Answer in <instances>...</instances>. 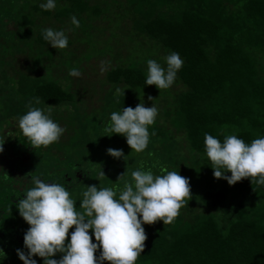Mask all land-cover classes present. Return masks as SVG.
Listing matches in <instances>:
<instances>
[{
    "label": "trees",
    "instance_id": "1",
    "mask_svg": "<svg viewBox=\"0 0 264 264\" xmlns=\"http://www.w3.org/2000/svg\"><path fill=\"white\" fill-rule=\"evenodd\" d=\"M111 1L56 0L54 10L44 11L40 4L46 0H0V143L4 142L0 153V264H23L17 249L27 252L24 235L30 225L16 205L33 187V175L46 183L64 185L79 210L87 186L123 189L141 161L155 174H160L161 167L180 172L190 181L192 199L172 224L143 225L148 238L136 264H264V186L253 185L250 179L235 185L216 179L204 145L205 133L221 143L228 135L247 144L264 138V0ZM73 15L80 21L79 28L71 23ZM105 20L103 27L96 25ZM12 22L16 29L7 26ZM86 24L91 29L100 27V35L108 29L113 35L126 31L128 37L148 46L146 52L164 67V58L171 52L179 53L184 61L174 84L157 101L161 119L157 116L149 126L148 148L143 153L132 152L126 137L113 134L119 148L125 147V158L113 157L111 164L105 150H99L98 160L91 149L81 151L88 139L75 141L73 146H79L75 151L61 141L56 142L58 148L33 149L18 127L29 102L46 113L51 107L50 118L59 125L61 118L80 114L73 104L78 92L71 86L69 71L85 69L91 57L85 59L83 52L92 56L82 47ZM46 28L63 30L68 37V47L59 55L43 38ZM19 40L23 42L18 44ZM112 40L109 37L104 43L110 47ZM91 44L96 45L95 40L86 42L89 51ZM72 45L77 46L75 54ZM109 53L110 64L102 81L109 86L105 96L118 98L117 106H122L135 90L143 89L147 74L143 66L123 60L120 48ZM146 60L140 59L141 63ZM55 68L61 71L58 76L52 74ZM110 134L101 137L107 139ZM53 160L60 166H52ZM102 171L105 175L100 177ZM126 171L128 175L118 181ZM73 231L75 226L66 244ZM89 235L98 243L94 230ZM101 251L95 255L99 257ZM62 255L52 258L59 260ZM33 259L44 264L39 256Z\"/></svg>",
    "mask_w": 264,
    "mask_h": 264
},
{
    "label": "clouds",
    "instance_id": "2",
    "mask_svg": "<svg viewBox=\"0 0 264 264\" xmlns=\"http://www.w3.org/2000/svg\"><path fill=\"white\" fill-rule=\"evenodd\" d=\"M40 7L44 11H52L56 8V0H46ZM71 23L80 27L75 15L71 17ZM43 38L58 50L68 47V37L63 30L46 28ZM164 59L166 67L153 59L147 61L145 83L155 85L159 90L174 84L184 64L177 52H171ZM106 64L101 62V74L107 71ZM69 75L80 77L82 73L73 68ZM120 92L117 88V95ZM148 99L153 98L149 96ZM35 102L39 104V98ZM28 107L26 114L19 117L18 127L30 146L33 149L47 148L58 142L66 129L50 118L51 107L47 113L33 107L31 102ZM157 115L158 109L154 104L145 107L141 102L135 108L124 107L120 112H111L105 132L126 137L132 152L143 153L150 141L149 126L155 123ZM204 145L216 179H225L229 185L250 179L253 185L264 186V138H256L247 144L236 135H228L221 143L213 135L205 133ZM3 151L4 142L0 143V153ZM107 153L116 159L125 158L122 150L109 148ZM159 171L160 174H155L141 161L136 170L131 171V181H124L123 189L87 186L82 193L79 210L64 185L46 183L33 175V187L16 205L20 216L30 225L24 235L27 252L17 249L19 259L23 264H37L33 259L36 256L43 258L44 264H104V261L109 264H136L148 238L143 225L158 221H163L164 225L172 224L180 215L181 208L188 206L192 199L188 178L180 172L169 171L167 167H161ZM229 172L231 175H226ZM99 175L103 177L104 171ZM126 175L127 171L120 175L118 181ZM4 178L7 180L8 176ZM73 226L75 231L66 244ZM89 230H94L98 243L92 242ZM101 248L97 257L95 253ZM57 253L63 254L59 260L52 258Z\"/></svg>",
    "mask_w": 264,
    "mask_h": 264
},
{
    "label": "rangeland",
    "instance_id": "3",
    "mask_svg": "<svg viewBox=\"0 0 264 264\" xmlns=\"http://www.w3.org/2000/svg\"><path fill=\"white\" fill-rule=\"evenodd\" d=\"M109 2H112L109 0ZM118 2L115 4V8H117ZM112 6V5H110ZM105 21H98L96 25H99L100 27H103L105 25ZM7 26L11 28L16 29V23L12 22L9 23ZM99 28L91 29L89 24H86V34L82 35L81 41H82V47L85 49L84 51L88 53H92V56H88L83 52V57L85 59H88V57H91L90 60L86 63L85 69H79V71L82 73L80 77H73L72 84L73 88L78 92L76 98L73 99V104L76 106V112L80 114H76L77 118H74L73 116L64 117L60 119L59 123L60 126L66 129L64 134L60 137L61 142H64L65 145L71 147L70 149L76 150L79 146L74 145L75 141L79 140H87L85 145L82 147L81 151L91 149L93 151V154L95 156V159L98 160L99 157V150H105L107 152V149L113 148L117 150H124L125 147L122 145L121 148H119V144L117 141H113V134L111 133L107 139H103L101 136H103L105 133V127L108 124V121L110 119V114L113 111L120 112L123 110L124 107H132L135 108L138 104L141 102L144 103L145 107H152L153 104L156 106L157 101H161V99L164 98L165 94L169 91L168 89L165 90H159L155 85H145L143 86V89H137L133 93V98L126 99L124 105L117 106V99L114 96H105L106 93L109 91L108 84H104L102 81L104 80L105 73L101 74L100 67L101 62L105 61L107 62L106 67L109 68L110 64V53L111 50L115 48H120L124 53V59L128 62H131V64H139L143 66L144 72L147 74V61L149 59L156 60L158 63H160L162 66H164L158 59H156V56H151L150 52H146L148 46H142L140 43H138L136 40H134L132 37L127 36V32H123V30H120L121 33H117L113 35L110 33V29L106 31L105 34L100 35L102 31ZM91 29V31H90ZM109 37L114 38L115 40H112L110 42V47H108V44L106 43V39ZM95 40L96 45L91 44V52L88 50V47H86V42L90 40ZM80 41V42H81ZM86 41V42H85ZM114 41H116L114 43ZM122 41V43H119ZM23 41L19 40L18 44H21ZM105 42V43H104ZM91 43V42H90ZM123 44V45H122ZM50 48L53 50V53L55 55H59L61 50H58L56 48H53L51 44H49ZM121 46V47H120ZM76 45H72V52L75 54ZM103 47V48H102ZM110 48V49H109ZM152 49H154V46H151ZM145 54H148L149 58L145 56ZM20 58L28 57L27 54L25 55H17ZM144 57L148 60L141 63L140 59ZM58 73H61L58 68H55L52 71L53 76H58ZM81 82V83H80ZM63 84L64 81H62ZM68 85V84H67ZM76 86V88H75ZM85 87V89H84ZM87 87V88H86ZM93 89V91L88 90ZM151 96L153 99L149 100L148 97ZM102 99V100H101ZM159 108V106H158ZM158 118L161 117L160 114L157 115ZM161 119V118H160ZM55 121V120H53ZM57 121V122H58ZM106 123V124H105ZM114 138H116V135H114ZM58 143H53L52 147L58 148ZM90 146V147H89ZM155 147V146H154ZM53 149V148H52ZM58 158L61 159L62 156L58 155ZM103 158L100 156L99 160ZM106 160L108 163H113V157L110 156L108 153L106 154ZM53 160L51 163H54ZM52 166H60L59 162L54 163Z\"/></svg>",
    "mask_w": 264,
    "mask_h": 264
}]
</instances>
